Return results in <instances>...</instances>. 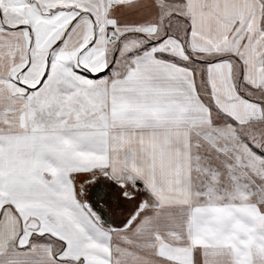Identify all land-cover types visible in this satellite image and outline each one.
<instances>
[{"label":"snow or ice","instance_id":"obj_1","mask_svg":"<svg viewBox=\"0 0 264 264\" xmlns=\"http://www.w3.org/2000/svg\"><path fill=\"white\" fill-rule=\"evenodd\" d=\"M0 264H264V0H0Z\"/></svg>","mask_w":264,"mask_h":264}]
</instances>
